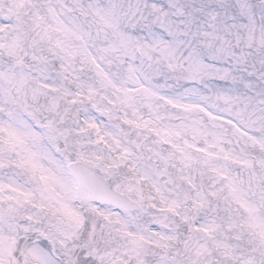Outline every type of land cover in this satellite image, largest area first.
<instances>
[{
  "label": "snow or ice",
  "instance_id": "6c2138e0",
  "mask_svg": "<svg viewBox=\"0 0 264 264\" xmlns=\"http://www.w3.org/2000/svg\"><path fill=\"white\" fill-rule=\"evenodd\" d=\"M0 264H264V0H0Z\"/></svg>",
  "mask_w": 264,
  "mask_h": 264
}]
</instances>
